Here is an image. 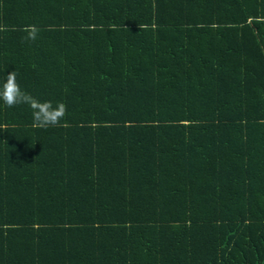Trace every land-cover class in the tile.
I'll return each instance as SVG.
<instances>
[{
    "label": "trees",
    "instance_id": "obj_1",
    "mask_svg": "<svg viewBox=\"0 0 264 264\" xmlns=\"http://www.w3.org/2000/svg\"><path fill=\"white\" fill-rule=\"evenodd\" d=\"M10 72L0 264H264V0H0Z\"/></svg>",
    "mask_w": 264,
    "mask_h": 264
},
{
    "label": "clouds",
    "instance_id": "obj_2",
    "mask_svg": "<svg viewBox=\"0 0 264 264\" xmlns=\"http://www.w3.org/2000/svg\"><path fill=\"white\" fill-rule=\"evenodd\" d=\"M36 31L33 28L28 38L35 39ZM0 100L8 107H13L18 103L28 104L32 110V126L34 128L57 126L66 114V105L63 103H58L53 108L51 102H39L30 94L22 91L16 83V74L14 72L8 73L7 81L0 85ZM61 126H66V124Z\"/></svg>",
    "mask_w": 264,
    "mask_h": 264
}]
</instances>
